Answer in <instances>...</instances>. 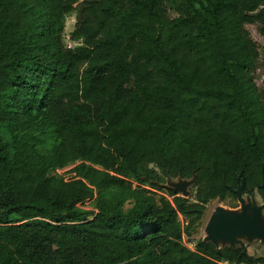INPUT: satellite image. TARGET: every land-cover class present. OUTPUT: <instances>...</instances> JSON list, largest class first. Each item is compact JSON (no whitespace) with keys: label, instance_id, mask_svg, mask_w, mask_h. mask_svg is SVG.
I'll use <instances>...</instances> for the list:
<instances>
[{"label":"trees","instance_id":"16d2710c","mask_svg":"<svg viewBox=\"0 0 264 264\" xmlns=\"http://www.w3.org/2000/svg\"><path fill=\"white\" fill-rule=\"evenodd\" d=\"M77 1L0 0V264H264L185 244L261 191L264 0H81L70 48ZM170 178L194 200L155 194Z\"/></svg>","mask_w":264,"mask_h":264},{"label":"rangeland","instance_id":"374dc122","mask_svg":"<svg viewBox=\"0 0 264 264\" xmlns=\"http://www.w3.org/2000/svg\"><path fill=\"white\" fill-rule=\"evenodd\" d=\"M80 1V0H79ZM77 22V9L74 8L73 11L66 14L63 17V25L64 29L61 34L63 43L66 47H76L81 44V41H74L70 38V34L75 29V24ZM246 29L249 32L250 37L255 41V43L260 47L264 48V37H262L257 31L256 24H247ZM254 82L257 87L262 88L264 87V68L258 67L254 72ZM153 167V166H150ZM72 167H65L64 169L59 170L58 174L65 180L72 177V173L70 172ZM154 168V167H153ZM190 180V179H189ZM192 181V180H190ZM177 183V179H167L161 184L159 189L155 190V194L157 195H164L169 200H172L173 197H184L181 192L175 190L174 184ZM136 183L133 184L135 186ZM168 191H171L173 195H169ZM187 196L190 201L194 200V188L193 184H189L186 187ZM150 196L153 195L152 192L149 193ZM241 198L244 200L245 205H250L249 211L247 212V216L250 215L251 207L253 205L260 206L262 205V193L261 191H253L249 194H245L242 192ZM94 199H89L84 201L79 205V207L83 210H94ZM216 208H222L226 212H228L231 216H236L241 212V205L237 197H227L223 201L220 200H212L206 205V210L204 213L203 218L200 220V225L195 233L189 238L185 240V244L188 248H194V242L197 240H204L206 239L205 227L206 224ZM258 225L264 226V208L260 212V217L258 220ZM239 242H230L226 241H218L216 247H223V246H231V247H240L245 253L253 257H263L264 258V241L257 239V238H250L247 234H234L233 235Z\"/></svg>","mask_w":264,"mask_h":264},{"label":"water","instance_id":"95a60500","mask_svg":"<svg viewBox=\"0 0 264 264\" xmlns=\"http://www.w3.org/2000/svg\"><path fill=\"white\" fill-rule=\"evenodd\" d=\"M77 9V18L80 19L83 8L82 1H77L74 5ZM262 182L260 187L262 193V205H253L251 207L250 215L247 216L250 205H245L244 200L241 198L243 192L244 180L241 185L234 191L237 199L241 205V212L236 216H231L228 212L222 208H216L211 214L206 227V239L205 241L211 242L213 245H217L218 241H230L239 242L233 235L234 234H247L250 238H257L264 241V226L258 225L260 212L264 208V165L262 166ZM192 180V181H190ZM184 180L178 179L174 184L175 190L182 193L184 197L187 196L186 187L189 184L194 183V179ZM231 247V246H230Z\"/></svg>","mask_w":264,"mask_h":264},{"label":"built area","instance_id":"2783aa9c","mask_svg":"<svg viewBox=\"0 0 264 264\" xmlns=\"http://www.w3.org/2000/svg\"><path fill=\"white\" fill-rule=\"evenodd\" d=\"M63 169H64V168H63ZM59 170H61V169H56L55 171H56L57 173H59ZM55 171H54V172H55ZM56 172H55V173H56ZM177 180H178V179H177ZM87 200H89V199H87ZM85 201H86V200H85ZM79 205H80V204H79Z\"/></svg>","mask_w":264,"mask_h":264}]
</instances>
